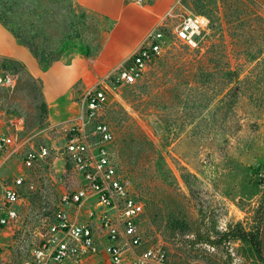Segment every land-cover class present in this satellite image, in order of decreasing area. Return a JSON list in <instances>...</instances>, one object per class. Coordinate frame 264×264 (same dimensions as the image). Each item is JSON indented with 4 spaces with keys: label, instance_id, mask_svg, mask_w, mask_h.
Returning a JSON list of instances; mask_svg holds the SVG:
<instances>
[{
    "label": "rangeland",
    "instance_id": "374dc122",
    "mask_svg": "<svg viewBox=\"0 0 264 264\" xmlns=\"http://www.w3.org/2000/svg\"><path fill=\"white\" fill-rule=\"evenodd\" d=\"M186 11L209 19L193 45L173 34ZM5 18L39 52H54L53 62L79 57L88 70L64 97L73 115L53 123L47 106L41 110V79L0 56V74L17 77L0 87V109L24 119L19 154L0 165V199L1 181L23 171L22 147L50 150L29 173L34 188L23 193L19 218L0 230L9 260L16 263L38 244L61 195L76 183L60 148L86 113L87 92L98 80L108 83L125 47L162 22L161 53L135 84L115 89L98 113L114 131L120 171L144 202L143 247L163 248L168 264H264L262 251L235 235L241 228L259 237L264 217V186L252 181L264 167V0H182L176 7L172 0H0V24ZM81 211L84 217L86 208ZM102 257L72 264H103Z\"/></svg>",
    "mask_w": 264,
    "mask_h": 264
},
{
    "label": "built area",
    "instance_id": "2783aa9c",
    "mask_svg": "<svg viewBox=\"0 0 264 264\" xmlns=\"http://www.w3.org/2000/svg\"><path fill=\"white\" fill-rule=\"evenodd\" d=\"M181 1L172 3L176 7ZM174 10L172 7L168 14ZM161 23L148 31L144 40L122 60L111 77H107L108 83L98 80L94 89L87 92L83 99L86 113H81L80 120L72 124L60 148L76 179L74 187L61 195L52 211V222L39 234L38 244L28 255L13 263L0 246V264H72L100 253L103 264H168L163 248L143 247L138 223L145 210L144 202L120 171L114 131L98 114L115 89L135 84L142 78L147 63L161 53L167 39ZM208 24L206 15L186 11L180 15L173 34L183 43L193 45ZM15 78L13 72L0 74V87L12 86ZM23 125V117L0 109V165L11 154H19ZM22 148L23 171L12 175L9 182L1 181L0 230L17 221L23 193L34 188L29 173L50 155L46 144ZM252 181L264 186V167L254 173ZM138 247L143 248L135 251Z\"/></svg>",
    "mask_w": 264,
    "mask_h": 264
},
{
    "label": "crops",
    "instance_id": "0c3cea01",
    "mask_svg": "<svg viewBox=\"0 0 264 264\" xmlns=\"http://www.w3.org/2000/svg\"><path fill=\"white\" fill-rule=\"evenodd\" d=\"M156 15L157 13L151 15L150 24L155 22ZM117 25L118 23L114 27V32ZM140 43L141 41L138 40L130 47H125V50L116 59L120 58L124 53H127L125 56L127 57ZM0 56L13 58L21 62L32 77L41 79L42 99L48 109V118L53 123H64L70 119L73 115L71 102L64 97L79 77L87 76L88 74V70L85 67L86 64L84 65L82 58L71 59L67 64L53 62L48 68L44 69L38 65L30 51L20 46L12 33L5 29L2 24H0Z\"/></svg>",
    "mask_w": 264,
    "mask_h": 264
},
{
    "label": "trees",
    "instance_id": "16d2710c",
    "mask_svg": "<svg viewBox=\"0 0 264 264\" xmlns=\"http://www.w3.org/2000/svg\"><path fill=\"white\" fill-rule=\"evenodd\" d=\"M1 24L8 31H10V33H12L18 44L23 45L30 51V53L34 56L35 60L37 61L38 65H40L42 68L44 69L48 68L53 63V61L57 60L56 59L57 57L55 56L54 52L46 51V50H42L41 52H39L37 47L34 45L33 41L22 39L17 34V32L12 29L11 24H9L7 18L2 20ZM6 62H10V60L8 61L4 59L2 63L4 64ZM11 62L14 63L12 60ZM41 110L42 112L46 111V104L44 102L42 103ZM235 235L243 241L249 240L256 249V251L261 252L260 236L256 238L253 237L250 238L249 235L245 233L241 228H238L236 230Z\"/></svg>",
    "mask_w": 264,
    "mask_h": 264
},
{
    "label": "water",
    "instance_id": "95a60500",
    "mask_svg": "<svg viewBox=\"0 0 264 264\" xmlns=\"http://www.w3.org/2000/svg\"><path fill=\"white\" fill-rule=\"evenodd\" d=\"M260 246H261V251L264 257V217L262 218V225H261V231H260Z\"/></svg>",
    "mask_w": 264,
    "mask_h": 264
}]
</instances>
